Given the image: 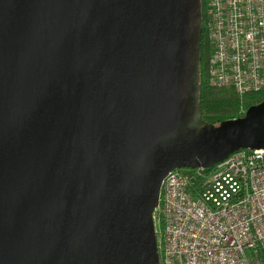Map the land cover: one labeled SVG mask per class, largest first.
I'll list each match as a JSON object with an SVG mask.
<instances>
[{"label": "water", "instance_id": "water-1", "mask_svg": "<svg viewBox=\"0 0 264 264\" xmlns=\"http://www.w3.org/2000/svg\"><path fill=\"white\" fill-rule=\"evenodd\" d=\"M198 0H0V264H158L177 169L264 151V100L205 123Z\"/></svg>", "mask_w": 264, "mask_h": 264}, {"label": "built area", "instance_id": "built-area-1", "mask_svg": "<svg viewBox=\"0 0 264 264\" xmlns=\"http://www.w3.org/2000/svg\"><path fill=\"white\" fill-rule=\"evenodd\" d=\"M202 27L209 85L264 91V0H204ZM152 221L158 264H264V151L167 173Z\"/></svg>", "mask_w": 264, "mask_h": 264}, {"label": "trees", "instance_id": "trees-1", "mask_svg": "<svg viewBox=\"0 0 264 264\" xmlns=\"http://www.w3.org/2000/svg\"><path fill=\"white\" fill-rule=\"evenodd\" d=\"M199 1L200 8V49L198 64V97L197 107L201 114L202 120L211 125L237 118L239 99L234 90L226 86H211L207 81L206 67L210 50L206 38V34L202 27L203 23V5L204 0ZM244 108L257 104L264 100V91L246 94L243 98ZM241 104V103H240ZM243 106V104H241Z\"/></svg>", "mask_w": 264, "mask_h": 264}, {"label": "rangeland", "instance_id": "rangeland-1", "mask_svg": "<svg viewBox=\"0 0 264 264\" xmlns=\"http://www.w3.org/2000/svg\"><path fill=\"white\" fill-rule=\"evenodd\" d=\"M239 106L241 107L242 105L239 103ZM243 106H244V104H243ZM240 110H241V109L238 107L237 116H238V114H240V113H239Z\"/></svg>", "mask_w": 264, "mask_h": 264}]
</instances>
